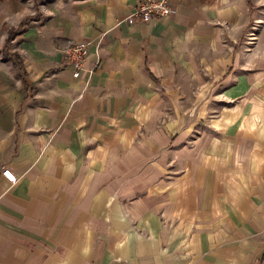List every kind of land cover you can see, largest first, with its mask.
<instances>
[{"label": "crops", "instance_id": "obj_1", "mask_svg": "<svg viewBox=\"0 0 264 264\" xmlns=\"http://www.w3.org/2000/svg\"><path fill=\"white\" fill-rule=\"evenodd\" d=\"M140 1L0 0V264H264V0Z\"/></svg>", "mask_w": 264, "mask_h": 264}, {"label": "built area", "instance_id": "obj_2", "mask_svg": "<svg viewBox=\"0 0 264 264\" xmlns=\"http://www.w3.org/2000/svg\"><path fill=\"white\" fill-rule=\"evenodd\" d=\"M173 11L174 8L171 6L170 0H142L126 19L129 23H134L137 20L147 21L158 16L170 14ZM89 52L87 41L69 40L65 46L64 53L74 66L73 75L75 77L81 74ZM2 174L11 182L17 181V175L10 167H4Z\"/></svg>", "mask_w": 264, "mask_h": 264}, {"label": "rangeland", "instance_id": "obj_3", "mask_svg": "<svg viewBox=\"0 0 264 264\" xmlns=\"http://www.w3.org/2000/svg\"><path fill=\"white\" fill-rule=\"evenodd\" d=\"M42 0H35V4H36V7L38 8V4L41 2ZM35 16H38L39 15V12L37 11L35 14H34ZM22 23L23 22H21V25H22ZM13 29H16L15 27L14 28H10L9 29V35L8 36H11V33H12V30ZM10 40V39H9ZM18 54L15 52H13V53H10V56L13 58V59H15V60H19V58H18V56H17ZM19 62H20V60H19Z\"/></svg>", "mask_w": 264, "mask_h": 264}, {"label": "trees", "instance_id": "obj_4", "mask_svg": "<svg viewBox=\"0 0 264 264\" xmlns=\"http://www.w3.org/2000/svg\"><path fill=\"white\" fill-rule=\"evenodd\" d=\"M250 1V0H249Z\"/></svg>", "mask_w": 264, "mask_h": 264}]
</instances>
